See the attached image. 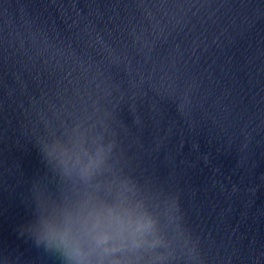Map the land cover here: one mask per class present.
Instances as JSON below:
<instances>
[{"label": "water", "instance_id": "95a60500", "mask_svg": "<svg viewBox=\"0 0 264 264\" xmlns=\"http://www.w3.org/2000/svg\"><path fill=\"white\" fill-rule=\"evenodd\" d=\"M0 264H264V0H0Z\"/></svg>", "mask_w": 264, "mask_h": 264}]
</instances>
